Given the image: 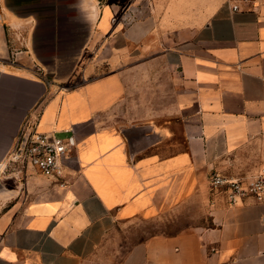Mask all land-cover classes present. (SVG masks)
<instances>
[{
	"label": "crops",
	"instance_id": "1",
	"mask_svg": "<svg viewBox=\"0 0 264 264\" xmlns=\"http://www.w3.org/2000/svg\"><path fill=\"white\" fill-rule=\"evenodd\" d=\"M80 2L84 81L62 90L34 63V16L0 0V264H113L99 251L117 225L160 217L184 225L116 264H264V199L229 204L209 184L264 173V0ZM120 114L164 126L120 131ZM27 122L75 130L65 185L6 168Z\"/></svg>",
	"mask_w": 264,
	"mask_h": 264
},
{
	"label": "rangeland",
	"instance_id": "2",
	"mask_svg": "<svg viewBox=\"0 0 264 264\" xmlns=\"http://www.w3.org/2000/svg\"><path fill=\"white\" fill-rule=\"evenodd\" d=\"M74 4L77 5L78 0H67L66 7H71L73 12L70 13L71 18L67 22V26H70L71 28L65 31L75 33L74 38L64 34L61 36V42L51 51L48 49L49 47H52V45L43 44L40 47L42 50L40 53V59L48 68V80L50 85H55L62 90L72 89L84 81V77L79 75L76 70L78 59L74 61L73 53L76 52V47L78 45L77 42L79 41L81 34L87 32L88 22L78 8H73ZM24 45L25 44L23 43L22 48H25ZM38 62L39 61L34 58V63L39 65ZM151 81L152 80H150V83ZM149 88H151V85ZM146 95L149 98L148 103L152 104L154 99H156L155 93L150 91L149 93L140 94L139 96L143 97L142 100L144 102ZM116 119L117 120L114 119V125L120 131L127 129L132 123L154 124L155 122L159 128L164 126L163 123H160L158 119L154 117L127 121V118H124V116L120 114ZM182 220H184V217H176L175 220L170 217H160L157 219L140 218L122 222L108 235L105 242L100 247L99 257L102 258V261L104 259V262L108 260L111 263L116 264L124 258L127 252L135 244L148 236L161 233L173 234L174 231L171 229L183 226L184 222Z\"/></svg>",
	"mask_w": 264,
	"mask_h": 264
},
{
	"label": "built area",
	"instance_id": "3",
	"mask_svg": "<svg viewBox=\"0 0 264 264\" xmlns=\"http://www.w3.org/2000/svg\"><path fill=\"white\" fill-rule=\"evenodd\" d=\"M233 11L242 9L243 5L252 7L256 0H231ZM78 139L75 130L65 135L58 132H44L37 128L36 122L25 123L17 134L15 143L6 159V168H18L26 171L29 166L60 185L67 183L66 170L72 153L76 149ZM209 184L213 190L224 193L229 204H235L245 197H253L257 201L264 199V173L246 177H231L218 171L209 176Z\"/></svg>",
	"mask_w": 264,
	"mask_h": 264
},
{
	"label": "water",
	"instance_id": "4",
	"mask_svg": "<svg viewBox=\"0 0 264 264\" xmlns=\"http://www.w3.org/2000/svg\"><path fill=\"white\" fill-rule=\"evenodd\" d=\"M8 8L13 10L19 16H29L32 15L36 19V27L33 31V42H32V54L35 60L39 61V65L45 72L48 79V68L41 62L40 49L41 45H52L49 47V51L54 50L56 45L61 42V36L64 34L70 37L75 36L73 32H65L71 27L67 26V22L70 20V13L73 12L71 7H66L67 0H5ZM80 0L78 4H74L73 8H78L81 12ZM83 15V13L81 12ZM85 18V16L83 15ZM86 19V18H85ZM87 20V19H86ZM88 22V20H87ZM87 32L81 34L78 45L76 47V52L73 53L74 61L80 52V48L83 42L86 40L89 34V22L87 27ZM71 31V30H70ZM47 40V41H46ZM49 81V80H48ZM50 83V82H49Z\"/></svg>",
	"mask_w": 264,
	"mask_h": 264
}]
</instances>
